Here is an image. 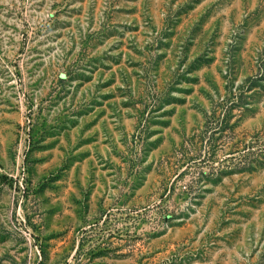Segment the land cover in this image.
Here are the masks:
<instances>
[{
  "label": "rangeland",
  "instance_id": "1",
  "mask_svg": "<svg viewBox=\"0 0 264 264\" xmlns=\"http://www.w3.org/2000/svg\"><path fill=\"white\" fill-rule=\"evenodd\" d=\"M0 264H264V0H0Z\"/></svg>",
  "mask_w": 264,
  "mask_h": 264
}]
</instances>
